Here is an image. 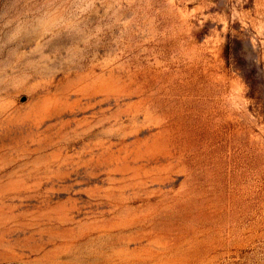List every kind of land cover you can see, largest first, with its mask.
<instances>
[{
    "label": "rangeland",
    "instance_id": "rangeland-1",
    "mask_svg": "<svg viewBox=\"0 0 264 264\" xmlns=\"http://www.w3.org/2000/svg\"><path fill=\"white\" fill-rule=\"evenodd\" d=\"M0 264H264V0H0Z\"/></svg>",
    "mask_w": 264,
    "mask_h": 264
}]
</instances>
